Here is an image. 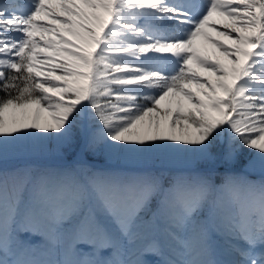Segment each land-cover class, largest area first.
Segmentation results:
<instances>
[{
    "label": "snow or ice",
    "instance_id": "6c2138e0",
    "mask_svg": "<svg viewBox=\"0 0 264 264\" xmlns=\"http://www.w3.org/2000/svg\"><path fill=\"white\" fill-rule=\"evenodd\" d=\"M161 53L170 56L151 55ZM56 56L64 62L45 71ZM0 92V264H264V0H0ZM78 124L85 156L176 141L231 164L246 147L261 179L226 175L217 186L193 172L165 189L150 174L5 167L33 141L74 147ZM156 194L162 213L174 209L164 238L141 231Z\"/></svg>",
    "mask_w": 264,
    "mask_h": 264
},
{
    "label": "rangeland",
    "instance_id": "374dc122",
    "mask_svg": "<svg viewBox=\"0 0 264 264\" xmlns=\"http://www.w3.org/2000/svg\"><path fill=\"white\" fill-rule=\"evenodd\" d=\"M23 2V0H22ZM219 18L216 17V21ZM219 30H225L222 24L217 23ZM52 60L51 67L57 63L54 58ZM64 62V61H63ZM60 62V63H63ZM170 70V66L168 67ZM60 71V72H59ZM56 74H63L61 70L57 69ZM210 81L215 80V76H208ZM143 103V101H138ZM84 124L77 125L76 139L77 143L72 148H66L64 145L59 146L57 150L56 146L59 142L56 140H49L47 138L42 140H37L32 142V148L29 151H26L22 154H17L10 156L5 164L7 168L19 167L25 163H31L41 167L53 168V169H75L77 173L86 172L89 169L105 174H116V175H136V174H150L152 176L158 177L160 183L166 189L169 187L170 182L177 176L184 175L188 176L190 173L199 172V173H208L211 177V180L217 186L220 185L222 179L226 175H238L244 177L252 182H259L261 179L260 169L252 168L245 170L248 161L251 159V156L256 153L254 149L243 148L239 154L237 160L231 164H225L223 162L217 161L215 163H205L203 160H200L197 157H193L190 154L182 151L186 146L180 148V150H175L174 146L169 142H165L170 145L168 148H154L153 152L150 155H153V162L148 165L131 166L126 163H115L118 159L127 160L129 156L135 157L137 159H142L145 157V152H120L114 153L110 152L107 149L97 148L94 152L85 156L82 151L81 146L84 143ZM39 136L46 137V133H37ZM82 139L81 144L78 145L79 140ZM226 141L216 142L213 145L212 152L214 155L219 156L224 148L226 147ZM51 146V147H50ZM58 146V145H57ZM54 147V148H53ZM43 149V150H42ZM45 149V151H44ZM177 149V148H176ZM43 151V152H42ZM47 151V152H46ZM58 151V152H57ZM173 153H178L181 157V163L188 164L185 166H171L166 162L170 161L172 157H175ZM164 161V165H162ZM246 161V163L241 167V164ZM162 199L160 194L154 196L153 201L149 204L147 209L144 212V218L150 222L149 226L142 228L141 231L146 233L158 232L161 235V238L165 237L164 228L168 223V214H170L174 209H169L167 212H161L157 205ZM155 217V219H154ZM158 220V223L156 221ZM31 242V237L29 238ZM37 245L40 246L41 238H36Z\"/></svg>",
    "mask_w": 264,
    "mask_h": 264
},
{
    "label": "bare ground",
    "instance_id": "6f19581e",
    "mask_svg": "<svg viewBox=\"0 0 264 264\" xmlns=\"http://www.w3.org/2000/svg\"><path fill=\"white\" fill-rule=\"evenodd\" d=\"M213 20L214 21H216V17H213ZM217 27H218V25H216ZM225 30H227V29H225ZM206 31L208 32V35L209 36H211V38L213 39V40H215V41H218L219 43H221V44H223L225 47H227V48H231L232 47V43H231V41L230 40H227V39H225L224 37H222V36H217L216 35V33L214 32V31H212L211 29H206ZM233 35H235V33H233ZM50 39L52 38V37H49ZM65 39H69V40H71L73 43H79L78 41H75V39L74 38H72V37H70V36H67L66 34H65ZM42 43V42H41ZM196 46H197V48H198V50H200L201 52H204V53H206L208 56H209V58L210 59H217V58H219L222 62H224V63H227V61L224 59V57H223V55H222V52L219 50V49H217L216 47H215V45H213V44H211V43H206V42H204L203 40H202V38H197V41H196ZM61 47H66L65 45H61ZM75 49H68V51H74ZM151 55H159V56H170V54H167V53H161V54H151ZM42 58H44L43 57V54H42ZM52 58H54L55 60H56V62H63V57H61V56H56V57H50L49 59H52ZM171 67V65H158V67H160L161 69H162V71H168V67ZM193 68H194V70L197 72V74H198V78L202 81V82H206V81H210V79H209V75H212L210 72H208L207 70H205L204 68H196L195 67V65H193ZM45 71H47V70H51V65H49V68H47V69H44ZM60 72V71H59ZM191 90H193V91H195V85H193L192 86V89ZM205 90H207V89H205ZM185 103V105H187V102L185 101L184 102ZM165 105H164V102H162V104H161V107H164ZM170 143L174 146V149L175 150H180V148H182V147H184L185 145H182V144H180L179 142H176V141H170ZM58 145V146H57ZM57 145H55L57 148V150H59V146L60 145H62L60 142L57 144ZM51 147V146H50ZM130 147H132V148H141L142 146H140V145H131ZM187 147V146H186ZM54 148V147H53ZM177 148V149H176ZM43 150V149H42ZM153 150H154V148H152V149H145V151H148V153L147 152H145V157L144 158H142V159H137V158H135V157H132V156H129V158L127 159V160H121V159H118L117 161H115V163L117 162V163H126V164H130L131 166H141V165H148V164H150V163H152L153 162V155H150L152 152H153ZM44 151H45V149H44ZM124 151H126V152H133V151H129L127 148L124 150ZM43 152V151H42ZM47 152V151H46ZM58 152V151H57ZM24 153V152H23ZM22 154V153H21ZM174 155H176L175 157H172V159H170V161H168V162H166L168 165H171V166H185V167H187V165L188 164H185V163H181L182 161H184V159L182 160V161H180L181 160V157L180 156H178L179 154L178 153H173ZM187 154H189V153H187ZM191 155V154H190ZM192 156V155H191ZM195 158V157H194ZM162 165H164V161H162ZM165 166V165H164ZM252 168H256V169H259V166L258 165H256V166H252V165H247L246 166V168H245V170H248V169H252ZM171 214V213H170ZM170 214H168V215H170ZM160 237H161V235L158 233V232H156ZM36 238L37 237H31V244H33L34 246H37V247H39V245H37V243H36ZM149 259H153V260H155L156 259V257H149Z\"/></svg>",
    "mask_w": 264,
    "mask_h": 264
},
{
    "label": "trees",
    "instance_id": "16d2710c",
    "mask_svg": "<svg viewBox=\"0 0 264 264\" xmlns=\"http://www.w3.org/2000/svg\"><path fill=\"white\" fill-rule=\"evenodd\" d=\"M4 95V93L0 92V97H2ZM79 142H78V145L81 144L82 142V139L79 138ZM246 163V161H244L242 164H241V167Z\"/></svg>",
    "mask_w": 264,
    "mask_h": 264
}]
</instances>
